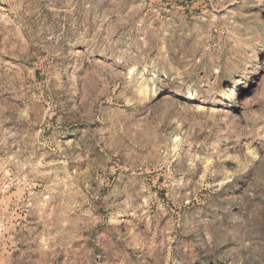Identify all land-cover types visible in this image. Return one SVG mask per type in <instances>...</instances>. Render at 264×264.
Returning a JSON list of instances; mask_svg holds the SVG:
<instances>
[{"label": "rangeland", "instance_id": "1", "mask_svg": "<svg viewBox=\"0 0 264 264\" xmlns=\"http://www.w3.org/2000/svg\"><path fill=\"white\" fill-rule=\"evenodd\" d=\"M0 264H264V0H0Z\"/></svg>", "mask_w": 264, "mask_h": 264}]
</instances>
